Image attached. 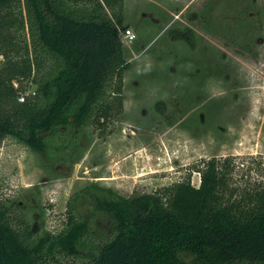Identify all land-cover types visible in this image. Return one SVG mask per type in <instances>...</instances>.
Listing matches in <instances>:
<instances>
[{
    "label": "rangeland",
    "instance_id": "374dc122",
    "mask_svg": "<svg viewBox=\"0 0 264 264\" xmlns=\"http://www.w3.org/2000/svg\"><path fill=\"white\" fill-rule=\"evenodd\" d=\"M122 26L134 39L122 43L121 114L41 132L43 151L0 140V200L18 203L15 215L38 233L70 214L88 223L76 254L47 264H89L108 240L110 220L93 210L101 189L197 186L212 157L231 159L239 192L264 178V0H122Z\"/></svg>",
    "mask_w": 264,
    "mask_h": 264
},
{
    "label": "trees",
    "instance_id": "16d2710c",
    "mask_svg": "<svg viewBox=\"0 0 264 264\" xmlns=\"http://www.w3.org/2000/svg\"><path fill=\"white\" fill-rule=\"evenodd\" d=\"M122 27V0H0V140L43 151L41 132L103 128L121 114ZM23 81L34 91L18 102ZM229 161L202 160L197 186L101 189L93 210L112 232L89 264H264V178L239 192ZM16 208L0 200V264H47L83 245L87 221L70 214L57 233H38Z\"/></svg>",
    "mask_w": 264,
    "mask_h": 264
},
{
    "label": "built area",
    "instance_id": "2783aa9c",
    "mask_svg": "<svg viewBox=\"0 0 264 264\" xmlns=\"http://www.w3.org/2000/svg\"><path fill=\"white\" fill-rule=\"evenodd\" d=\"M118 37L120 39V41L124 44H128L130 43L133 39H134V35L133 33L126 27H122L119 31H118ZM32 94V93H31ZM23 94H20L17 97V101L21 102L23 101Z\"/></svg>",
    "mask_w": 264,
    "mask_h": 264
}]
</instances>
